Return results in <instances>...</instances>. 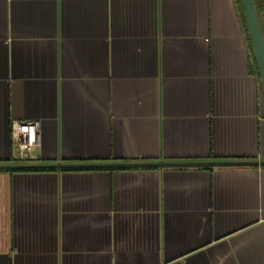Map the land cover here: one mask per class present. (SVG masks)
Segmentation results:
<instances>
[{"label":"crops","instance_id":"obj_1","mask_svg":"<svg viewBox=\"0 0 264 264\" xmlns=\"http://www.w3.org/2000/svg\"><path fill=\"white\" fill-rule=\"evenodd\" d=\"M243 17L238 0H0V165L264 162ZM30 119L24 158L10 122ZM0 264H264V166L0 170Z\"/></svg>","mask_w":264,"mask_h":264},{"label":"water","instance_id":"obj_2","mask_svg":"<svg viewBox=\"0 0 264 264\" xmlns=\"http://www.w3.org/2000/svg\"><path fill=\"white\" fill-rule=\"evenodd\" d=\"M250 37L255 60L260 71L264 86V41L254 11L252 0H239ZM264 166V162L258 161H202V162H129L121 163H55L46 165H0V170H27V169H52V170H74V169H138V168H210V167H246Z\"/></svg>","mask_w":264,"mask_h":264},{"label":"built area","instance_id":"obj_3","mask_svg":"<svg viewBox=\"0 0 264 264\" xmlns=\"http://www.w3.org/2000/svg\"><path fill=\"white\" fill-rule=\"evenodd\" d=\"M10 132L13 141L24 158L28 152L40 146V122L36 120L10 122Z\"/></svg>","mask_w":264,"mask_h":264},{"label":"trees","instance_id":"obj_4","mask_svg":"<svg viewBox=\"0 0 264 264\" xmlns=\"http://www.w3.org/2000/svg\"><path fill=\"white\" fill-rule=\"evenodd\" d=\"M238 5H239L240 9H242L241 3H240L239 0H238ZM243 21H244V25H245V29H246L247 38H248V41H249L250 40V37H249L248 31H247V27H246V23H245L244 17H243ZM249 43H250L251 51L253 52L251 41H249ZM254 61H255V64H256L255 57H254ZM46 170L53 171L52 169H46ZM46 170L45 169H27V170H19V171H46ZM106 170H108V169H106Z\"/></svg>","mask_w":264,"mask_h":264}]
</instances>
